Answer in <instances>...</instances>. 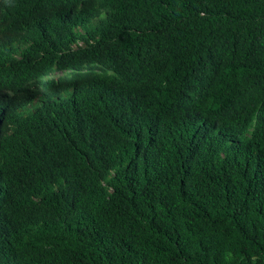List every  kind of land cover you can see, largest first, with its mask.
Here are the masks:
<instances>
[{
  "label": "trees",
  "instance_id": "trees-1",
  "mask_svg": "<svg viewBox=\"0 0 264 264\" xmlns=\"http://www.w3.org/2000/svg\"><path fill=\"white\" fill-rule=\"evenodd\" d=\"M0 264H264V0H0Z\"/></svg>",
  "mask_w": 264,
  "mask_h": 264
}]
</instances>
